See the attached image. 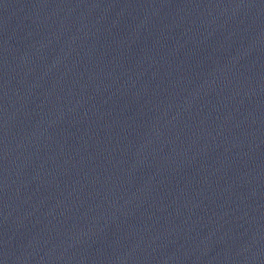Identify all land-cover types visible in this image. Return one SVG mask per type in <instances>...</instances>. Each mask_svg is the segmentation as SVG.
Here are the masks:
<instances>
[{
    "label": "water",
    "instance_id": "obj_1",
    "mask_svg": "<svg viewBox=\"0 0 264 264\" xmlns=\"http://www.w3.org/2000/svg\"><path fill=\"white\" fill-rule=\"evenodd\" d=\"M90 264H264V0H78Z\"/></svg>",
    "mask_w": 264,
    "mask_h": 264
}]
</instances>
